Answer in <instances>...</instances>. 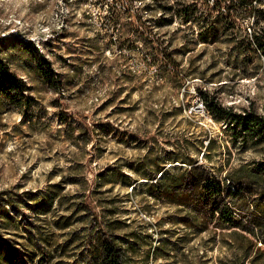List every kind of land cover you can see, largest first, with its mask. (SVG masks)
Masks as SVG:
<instances>
[{
  "label": "rangeland",
  "instance_id": "1",
  "mask_svg": "<svg viewBox=\"0 0 264 264\" xmlns=\"http://www.w3.org/2000/svg\"><path fill=\"white\" fill-rule=\"evenodd\" d=\"M186 2L0 0V192L17 196L25 212L0 213L6 248L17 241L30 260L26 252L38 247L24 225L32 222L53 230L58 246L69 242L50 264L81 260L78 251L91 248L84 233L94 249L101 236L117 243L127 264H264L259 214L248 205L264 181L253 183L244 210L230 213L232 221H214L204 231L187 207L144 186L151 174L143 162L148 157L159 156L177 170L190 155L223 180L242 165L264 161V142L234 147L227 125L209 112L215 100L236 112L264 115V55L246 40L264 27V0L253 3L261 13L204 42H196L198 24L188 25L175 12ZM202 4L199 12L212 8ZM7 69L28 86L23 98L7 96L1 79ZM82 128L91 130L93 141L78 145ZM58 183L65 186L62 204L44 205L39 213L26 206L30 192L42 203L48 186ZM85 200L98 213L95 224L97 216L73 212ZM46 214L51 222L61 216L68 221L48 228Z\"/></svg>",
  "mask_w": 264,
  "mask_h": 264
},
{
  "label": "trees",
  "instance_id": "2",
  "mask_svg": "<svg viewBox=\"0 0 264 264\" xmlns=\"http://www.w3.org/2000/svg\"><path fill=\"white\" fill-rule=\"evenodd\" d=\"M118 1V0H117ZM256 0H188L187 6H177L175 12H182L184 21L188 22V25H197L200 27L198 31L199 41H212L216 40L217 37L230 28L237 27V20H243L245 17L252 14L261 13L263 10L253 3ZM202 5L211 3L212 8H209L206 12H199V3ZM182 3V2H181ZM182 7V8H181ZM202 22L205 23L204 26ZM258 22H256L257 24ZM259 30H253L248 38L249 45H254L259 52L264 55V27L258 28ZM59 35V34H58ZM242 40L237 43L236 48L238 54L244 47ZM247 42V43H248ZM191 43L188 42V53L193 48H190ZM158 51H152L153 61L158 58ZM175 62H172V65ZM175 65V64H174ZM2 83L6 84L9 88L7 92L8 97H24L25 90L27 91L28 86L14 73H11L8 69L2 75ZM21 85L12 88L13 84ZM20 87V88H17ZM26 107L31 105V97H26ZM210 114L216 119L222 120L226 125V129L229 130L231 143L234 147L241 145L246 147L248 145H258L264 142V115L259 114L256 111L246 110L243 112H236L232 107H224L221 103L213 101L209 106ZM80 144H87L93 141L91 130L82 128L79 134ZM210 144L207 146V150L210 152L213 148L214 140L210 138ZM172 155H176V152H172ZM206 154L203 157H209ZM144 166L151 170L146 178L147 182L144 183L146 189L159 199H164L169 204L177 205L180 207H187L194 218L197 221H202L203 226L201 230H207L209 224L220 223L223 221H232L229 216L233 209L243 211V203H245V193H252L251 187L255 182L264 181V161L258 165H242L237 169H234L226 176V180L221 179L219 176L212 174L210 170L206 168V165L199 159H196L190 155L186 158L184 167L180 166L176 169H169L165 162L160 160L159 156L154 158L148 157L143 160ZM106 170L99 174L100 180L105 176ZM160 176L158 177V175ZM72 183H79L80 181L76 178H71ZM87 183V181L85 180ZM101 184V182H98ZM263 184V183H262ZM63 185V186H62ZM64 184L58 183L54 187L49 185L46 189L45 198L46 201L42 203L36 200V196L33 192H30V198L26 206L35 213H39L44 209V205H48V209L53 207V203L62 204L61 190L65 189ZM90 189V188H89ZM87 190L84 193L86 198L89 197L91 190ZM248 203V202H247ZM249 207H253L254 211L259 214V219L256 220V227H260L262 235H258L260 243L264 245V188L258 192V196L248 203ZM95 206L91 205V202L87 200L74 204L73 212L84 211L88 218L91 214L97 216L94 224L99 219L98 213L94 212ZM12 209L18 215H24V209L20 205V200L17 196L9 194L7 190L0 192V213H8ZM93 211V212H91ZM217 212H220V216L216 218ZM47 217L43 219L44 223L50 227H62L68 221V217L61 216L54 222H51ZM217 220V221H216ZM28 239L35 243L37 250L32 252L27 251V256L21 253L20 244L12 242L11 248H6V244L3 240H0V264H50L54 259L58 258L61 254L66 253L69 242L65 245L58 246L56 236L53 230L47 231L37 226L35 223L29 222L24 225ZM77 236L79 234H76ZM82 237L89 238L91 248L80 249L78 253H81V260L75 259L70 264H127L124 254L120 246L117 243L109 242L104 236L99 249L92 248L93 242L91 235L86 233L81 235ZM76 237V236H75ZM24 243H21L23 246ZM51 250V247H54ZM48 248L47 252L45 249ZM39 249L42 251V255L39 254ZM264 255V250L259 252ZM46 255V258H45ZM26 257V260H25ZM63 260H57L55 264H63Z\"/></svg>",
  "mask_w": 264,
  "mask_h": 264
},
{
  "label": "built area",
  "instance_id": "3",
  "mask_svg": "<svg viewBox=\"0 0 264 264\" xmlns=\"http://www.w3.org/2000/svg\"><path fill=\"white\" fill-rule=\"evenodd\" d=\"M198 108H199V109H204L205 106H203V104H200V105L198 106Z\"/></svg>",
  "mask_w": 264,
  "mask_h": 264
},
{
  "label": "bare ground",
  "instance_id": "4",
  "mask_svg": "<svg viewBox=\"0 0 264 264\" xmlns=\"http://www.w3.org/2000/svg\"><path fill=\"white\" fill-rule=\"evenodd\" d=\"M201 104H203V103H201ZM203 106H204V104H203Z\"/></svg>",
  "mask_w": 264,
  "mask_h": 264
}]
</instances>
